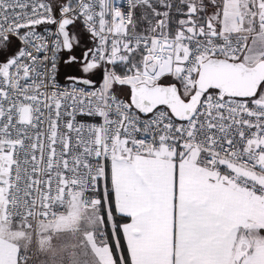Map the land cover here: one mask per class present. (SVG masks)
<instances>
[{"label": "snow or ice", "instance_id": "obj_1", "mask_svg": "<svg viewBox=\"0 0 264 264\" xmlns=\"http://www.w3.org/2000/svg\"><path fill=\"white\" fill-rule=\"evenodd\" d=\"M0 264H264V0H0Z\"/></svg>", "mask_w": 264, "mask_h": 264}]
</instances>
